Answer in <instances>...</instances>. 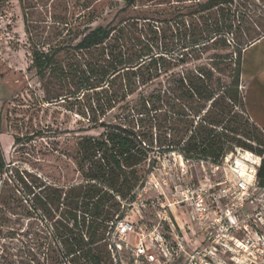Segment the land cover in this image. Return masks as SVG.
I'll use <instances>...</instances> for the list:
<instances>
[{"label": "rangeland", "instance_id": "1", "mask_svg": "<svg viewBox=\"0 0 264 264\" xmlns=\"http://www.w3.org/2000/svg\"><path fill=\"white\" fill-rule=\"evenodd\" d=\"M127 1L0 0V146L6 162L0 172V264H68L65 258L53 263L48 256L46 237L52 229L32 201L31 191L66 190L82 181L73 160L74 142L75 135L87 126L92 93L84 88L88 81L75 76L77 70L92 67L112 72L162 54L169 74L200 67L213 69L217 96L239 69L233 51H244L253 41L264 38V0H233L198 13L196 5L205 0H134L131 5ZM223 20L231 23L233 33L228 26L222 38L215 40L213 31ZM98 25L112 27L110 38L88 50L75 49ZM210 29L214 38L204 44L202 37ZM193 38L201 45L186 47ZM36 50L54 58L42 78L33 65ZM187 52L193 57L183 63ZM161 81H165L164 76L143 89L150 91ZM114 86L121 88V77ZM239 91L245 95L242 77ZM119 94L114 107L101 116L106 122H119L127 102L138 97L137 92L121 101V89ZM228 109L227 119L242 118L251 133L264 135L241 105ZM247 142L256 146L255 141ZM179 154L177 148L167 152L155 144L152 158L141 167L147 175L137 188L152 172L158 179H172L175 165L181 162ZM156 194L148 188L141 200L126 206L129 219L150 225L155 210L151 199ZM173 213L188 220L186 206H176ZM130 241L133 243L132 238Z\"/></svg>", "mask_w": 264, "mask_h": 264}, {"label": "trees", "instance_id": "2", "mask_svg": "<svg viewBox=\"0 0 264 264\" xmlns=\"http://www.w3.org/2000/svg\"><path fill=\"white\" fill-rule=\"evenodd\" d=\"M131 2L128 0L127 4L131 5ZM230 3L233 0H205L196 5V12H208ZM228 26L233 33L231 23L223 20L215 31L210 29L202 37L203 43L214 38L209 35L212 31L216 32L215 40L218 36L222 38L221 33ZM112 32L111 26L98 25L83 36L75 49L88 50L99 46L110 38ZM198 41L190 39L186 47L192 49L201 45ZM223 42L226 46L224 39ZM244 51L242 48L233 51L239 69L225 85L223 94L217 96L213 88V69L200 67L169 74L166 56L162 54L112 72L92 67L75 72L79 80L88 81L84 88L92 93L87 126L75 135L74 142L73 160L82 181L66 190L31 191L32 201L44 213L52 229L46 237V249L53 263H60L65 258L68 264H114L105 231L124 216L123 202L134 201L133 192L147 175L141 167L152 158L150 154L155 144L167 152L177 148L189 160L218 162L238 148L253 152L262 156L258 179L264 184V135L251 133L242 118L227 119L230 114L228 106L241 105L256 128L264 131L251 119L245 95L239 91ZM189 54L184 53L183 63L193 57ZM53 63L54 58L49 53L33 52V65L41 78ZM163 76L164 82L150 91L143 89ZM118 77H121V88L114 86ZM120 89L121 101L137 92L138 97L127 102L119 122H106L101 116L114 107ZM220 99L228 101L220 102ZM84 130L90 132L84 133ZM248 140L255 141L256 146ZM5 166L0 146V172Z\"/></svg>", "mask_w": 264, "mask_h": 264}, {"label": "built area", "instance_id": "3", "mask_svg": "<svg viewBox=\"0 0 264 264\" xmlns=\"http://www.w3.org/2000/svg\"><path fill=\"white\" fill-rule=\"evenodd\" d=\"M179 158L172 179L152 172L133 192L134 201L148 188L157 193L150 225L134 223L127 212L111 223L114 264H264L262 156L238 148L218 162ZM133 202H123V208ZM176 206L188 208V220L175 216Z\"/></svg>", "mask_w": 264, "mask_h": 264}, {"label": "crops", "instance_id": "4", "mask_svg": "<svg viewBox=\"0 0 264 264\" xmlns=\"http://www.w3.org/2000/svg\"><path fill=\"white\" fill-rule=\"evenodd\" d=\"M241 69L248 113L264 129V38L245 49Z\"/></svg>", "mask_w": 264, "mask_h": 264}, {"label": "water", "instance_id": "5", "mask_svg": "<svg viewBox=\"0 0 264 264\" xmlns=\"http://www.w3.org/2000/svg\"><path fill=\"white\" fill-rule=\"evenodd\" d=\"M131 1H134V0H131Z\"/></svg>", "mask_w": 264, "mask_h": 264}]
</instances>
